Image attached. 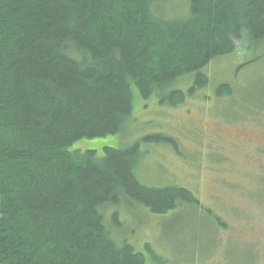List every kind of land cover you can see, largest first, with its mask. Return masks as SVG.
Here are the masks:
<instances>
[{
    "label": "trees",
    "instance_id": "1",
    "mask_svg": "<svg viewBox=\"0 0 264 264\" xmlns=\"http://www.w3.org/2000/svg\"><path fill=\"white\" fill-rule=\"evenodd\" d=\"M181 1L182 13L175 0H0V264H147L114 236L125 230L119 209L201 208L187 188L137 178L140 142L176 148L171 136L70 149L124 131L134 92L182 104L208 86L210 62L264 47V0Z\"/></svg>",
    "mask_w": 264,
    "mask_h": 264
},
{
    "label": "rangeland",
    "instance_id": "2",
    "mask_svg": "<svg viewBox=\"0 0 264 264\" xmlns=\"http://www.w3.org/2000/svg\"><path fill=\"white\" fill-rule=\"evenodd\" d=\"M175 4L179 13L185 10L181 0ZM246 46L210 62L208 86L182 104L161 105L157 96L142 99L134 92L124 131L81 139L70 147L101 154L104 146L128 145L148 134L175 139L176 148L140 142L137 178L149 186L187 188L201 208L182 205L166 215L138 206L119 209L122 220L126 217L125 230L114 236L118 241L126 237L147 264L153 263L146 243L167 264H264V47ZM189 77L176 88L186 90ZM221 82L231 85V95L217 97ZM104 212L107 218L111 209Z\"/></svg>",
    "mask_w": 264,
    "mask_h": 264
}]
</instances>
